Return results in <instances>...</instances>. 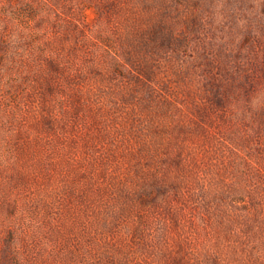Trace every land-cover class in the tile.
I'll return each mask as SVG.
<instances>
[{
  "label": "rangeland",
  "instance_id": "374dc122",
  "mask_svg": "<svg viewBox=\"0 0 264 264\" xmlns=\"http://www.w3.org/2000/svg\"><path fill=\"white\" fill-rule=\"evenodd\" d=\"M0 264H264V0H0Z\"/></svg>",
  "mask_w": 264,
  "mask_h": 264
}]
</instances>
